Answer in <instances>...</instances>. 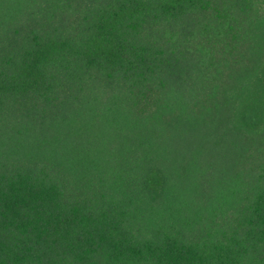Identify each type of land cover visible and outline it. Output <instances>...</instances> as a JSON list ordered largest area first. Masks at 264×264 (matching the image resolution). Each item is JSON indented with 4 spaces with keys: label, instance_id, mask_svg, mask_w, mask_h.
Segmentation results:
<instances>
[{
    "label": "trees",
    "instance_id": "16d2710c",
    "mask_svg": "<svg viewBox=\"0 0 264 264\" xmlns=\"http://www.w3.org/2000/svg\"><path fill=\"white\" fill-rule=\"evenodd\" d=\"M0 264H264V0H0Z\"/></svg>",
    "mask_w": 264,
    "mask_h": 264
}]
</instances>
